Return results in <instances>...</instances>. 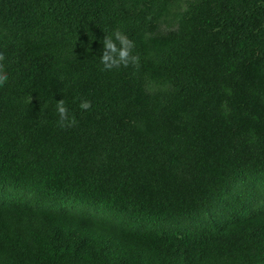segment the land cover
Returning a JSON list of instances; mask_svg holds the SVG:
<instances>
[{
    "label": "trees",
    "instance_id": "trees-1",
    "mask_svg": "<svg viewBox=\"0 0 264 264\" xmlns=\"http://www.w3.org/2000/svg\"><path fill=\"white\" fill-rule=\"evenodd\" d=\"M0 52V264H264V0H0Z\"/></svg>",
    "mask_w": 264,
    "mask_h": 264
},
{
    "label": "clouds",
    "instance_id": "clouds-1",
    "mask_svg": "<svg viewBox=\"0 0 264 264\" xmlns=\"http://www.w3.org/2000/svg\"><path fill=\"white\" fill-rule=\"evenodd\" d=\"M102 43L104 45L100 58L101 64L103 65L102 70H112L120 68L121 66L128 67L129 65H139V56L133 55V49L135 47L134 42L119 29L115 30L111 36L106 35ZM4 60L5 55L3 52H0V86L5 85L8 81V75L3 64ZM29 102H32V98H29ZM80 108L85 111L91 109V101H82L80 103ZM56 109L60 117L59 124L61 127L75 126V117L69 118V110L63 99L57 102Z\"/></svg>",
    "mask_w": 264,
    "mask_h": 264
}]
</instances>
